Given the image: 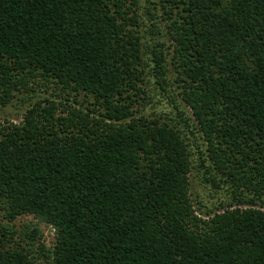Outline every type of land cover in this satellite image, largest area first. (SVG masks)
<instances>
[{
    "label": "trees",
    "instance_id": "1",
    "mask_svg": "<svg viewBox=\"0 0 264 264\" xmlns=\"http://www.w3.org/2000/svg\"><path fill=\"white\" fill-rule=\"evenodd\" d=\"M157 4L206 159L249 206L199 216L179 129L132 110L138 0H0V107L39 79L92 99L0 122V209L54 228L47 264H264V0ZM7 233L0 264H37Z\"/></svg>",
    "mask_w": 264,
    "mask_h": 264
},
{
    "label": "rangeland",
    "instance_id": "2",
    "mask_svg": "<svg viewBox=\"0 0 264 264\" xmlns=\"http://www.w3.org/2000/svg\"><path fill=\"white\" fill-rule=\"evenodd\" d=\"M137 10L141 44V65L138 69L142 80L139 90L133 96L132 110L135 115L157 119L179 129L189 150V193L194 210L199 216L207 217L227 208L249 206L244 199L235 197V189L206 159L205 143L191 119H188L191 118L190 112L181 100L174 81L176 74L171 58L172 41L167 34L166 20L157 0H138ZM159 56L161 63L157 67L155 57ZM29 87L15 93L8 104L0 107V122H21L26 109L38 100L44 104L46 100L59 102L67 98L70 102L75 100L84 105H87V101H92L82 93L68 94L59 85L48 80H34ZM256 203L258 207L264 208L262 201ZM0 224L8 231L5 242L7 247L22 248L32 255L37 264H47L50 261L45 255L55 243L52 226L26 214L9 219L3 209H0ZM35 227L38 228L36 235L32 233Z\"/></svg>",
    "mask_w": 264,
    "mask_h": 264
}]
</instances>
